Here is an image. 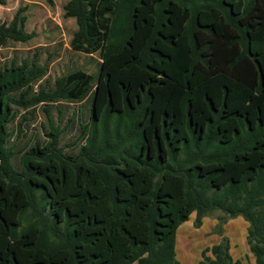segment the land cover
Returning a JSON list of instances; mask_svg holds the SVG:
<instances>
[{
	"label": "trees",
	"instance_id": "obj_1",
	"mask_svg": "<svg viewBox=\"0 0 264 264\" xmlns=\"http://www.w3.org/2000/svg\"><path fill=\"white\" fill-rule=\"evenodd\" d=\"M63 8L77 23L70 47L99 51L95 73L77 68L50 82L54 54L17 47L35 37L29 5L0 21V45L11 48L0 60V264H179L177 228L192 212L200 225L216 208L244 217L255 264H264V0ZM64 101L89 108L75 155L59 146L65 126L51 113ZM36 111L46 139L16 151L10 124L17 118L21 133ZM213 142L236 148L205 161V149L190 155L191 145ZM37 191L45 217L38 210L19 230ZM228 249L214 244L212 257L204 249L199 264H239Z\"/></svg>",
	"mask_w": 264,
	"mask_h": 264
},
{
	"label": "rangeland",
	"instance_id": "obj_2",
	"mask_svg": "<svg viewBox=\"0 0 264 264\" xmlns=\"http://www.w3.org/2000/svg\"><path fill=\"white\" fill-rule=\"evenodd\" d=\"M68 0H5L4 4H0V21L8 22L16 8L19 5H29L28 29L35 31V37L28 44H17L18 48L25 49L35 45H45V57L50 52L54 56L49 61L48 78L50 82L70 71L72 69L81 68L87 72L95 73L98 64L99 51L92 54L75 51L70 47V39L73 32L77 29V23L74 17H66L64 15V4ZM188 6L196 7L197 5L207 4L208 0H177ZM10 47V46H9ZM11 52V48L2 47L0 45V60L7 57ZM53 106L60 109L58 114L54 107L51 110L53 119L56 124L65 126V130L59 134L58 144L63 147V151L68 155H75L80 145L84 142L83 138L78 141L80 133V125L89 121V108L84 101L82 103L57 102ZM114 118L123 116L113 113ZM121 119L118 120V122ZM17 118L10 124L13 129L10 144H13L16 151L24 147H29L35 142H43L45 137L44 129L47 128L46 119L43 113L36 111L32 115H28V119L24 121L22 132L17 130ZM102 123L101 121H99ZM59 126V127H60ZM93 133L94 131L89 128ZM122 131V130H121ZM257 132V129L251 131ZM247 134L244 132L238 136L241 141L247 140ZM106 137V136H105ZM110 136L106 139L108 141ZM113 143L116 139L113 137ZM112 140V139H111ZM110 140V141H111ZM109 141V142H110ZM236 146L231 143L213 142L206 146H190V155L202 154L201 150H206V157H200L201 161H205L208 155L218 154V157L224 158L234 151ZM13 163L18 167V161L13 158ZM35 208L26 209L20 216L21 226L19 230L27 226L33 221L39 220L35 212L40 210L41 216L45 217V201L41 199V193L36 192ZM40 200L42 201L40 203ZM196 212H192L187 220L182 222L176 230V260L179 264H199L202 257L201 252L209 248L205 254L212 257L210 248L214 244H225L228 242V253L232 263L236 261L239 264H255V257L247 243V221L241 214L235 216H227L221 209H213L211 212L202 217L201 224H195ZM132 264H137L133 262Z\"/></svg>",
	"mask_w": 264,
	"mask_h": 264
},
{
	"label": "crops",
	"instance_id": "obj_3",
	"mask_svg": "<svg viewBox=\"0 0 264 264\" xmlns=\"http://www.w3.org/2000/svg\"><path fill=\"white\" fill-rule=\"evenodd\" d=\"M176 248V247H175Z\"/></svg>",
	"mask_w": 264,
	"mask_h": 264
}]
</instances>
